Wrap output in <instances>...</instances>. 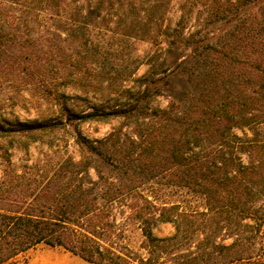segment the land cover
I'll return each instance as SVG.
<instances>
[{
	"label": "rangeland",
	"instance_id": "1",
	"mask_svg": "<svg viewBox=\"0 0 264 264\" xmlns=\"http://www.w3.org/2000/svg\"><path fill=\"white\" fill-rule=\"evenodd\" d=\"M97 2L75 0L83 14L88 13L86 24L81 26L86 34L83 46L59 23L51 27L60 39L67 36L64 41L57 40L69 45L68 51L77 49L82 55L76 63L61 60L54 64L50 89H0V118L54 124L33 138H5V151L12 162L9 173H51L55 160L69 155L74 161L85 162L91 179L83 181L82 186L94 191L99 187L92 183L97 173L117 175L122 159L135 164L152 159L155 154L165 157V144L147 132L156 121L152 111L169 107L181 111L190 103L195 89L212 84L207 78L227 73V69L217 65L219 58L209 52L211 46L232 40L239 30L246 41L253 30L264 31V0ZM239 57L255 54L247 52ZM234 84H225L224 89L240 88ZM213 89L223 88L218 84ZM135 103L140 107L137 115L113 114ZM102 111L109 113L98 116ZM91 112L94 117L83 118ZM233 133L241 137L251 135L247 127L234 128ZM190 139L194 141L196 137ZM92 147L108 149L112 158L102 157ZM198 149L193 146L192 154ZM240 155L245 162L246 155ZM217 156L216 161L224 164ZM3 163L0 156V179ZM187 183L178 176L169 179L168 175L159 174L136 190L155 206L154 215H194L190 216L192 225H186L179 243L156 250L160 259L167 264H264V223L259 215L264 210V197L251 201L255 215L243 217L235 213L237 208L233 212L225 206L218 214L205 218L200 212L212 201ZM132 199H118L109 205L117 223L124 221L127 203H132ZM170 205L174 209H166ZM120 227L122 242L147 257L148 253L140 247L143 236L137 221L126 219ZM174 230L172 221H156L152 233L165 237ZM2 264L92 263L61 246L38 243Z\"/></svg>",
	"mask_w": 264,
	"mask_h": 264
},
{
	"label": "trees",
	"instance_id": "2",
	"mask_svg": "<svg viewBox=\"0 0 264 264\" xmlns=\"http://www.w3.org/2000/svg\"><path fill=\"white\" fill-rule=\"evenodd\" d=\"M87 15L75 0H0V89H50L54 64L61 60L76 63L82 55L77 49L68 51L69 45L58 41L67 36L60 39L51 27L59 23L83 46L86 34L81 26L86 24ZM239 33L240 30L232 40L209 48L219 58L217 65L228 70L214 78L217 85L214 79L207 78L212 84H205L208 89L204 85L195 89L190 103L181 111L172 107L152 111L156 121L147 132L165 144V157L155 154L135 164L122 159L117 175L97 173L92 182L99 186L97 190L82 186L83 181L91 179L86 164L69 155L58 157L51 173H9L12 162L5 151V138H33L54 124L0 118V156L4 161L0 179V264L38 243L61 246L92 264H167L156 250L179 243L194 215H154L155 206L136 190L159 174L169 179L178 176L211 200L200 212L205 218L218 214L225 206L233 212L237 208L235 213L243 217L252 216L255 209L251 201L264 197V31L253 30L247 34L248 41ZM247 52L255 57H239ZM234 83L240 88L224 89L225 84ZM218 84L223 89H213ZM139 109L135 103L113 114L137 115ZM94 116L91 112L83 118ZM244 127L251 131L250 136L233 133L234 128ZM191 136L196 140L191 141ZM193 146L199 147L194 154ZM92 148L102 157L112 158L108 149ZM215 154L224 164L216 161ZM240 154L246 155L245 162ZM127 197L134 199L127 203L124 221H137L143 236L140 247L147 257L122 242L120 226L124 221L117 223L111 215L109 205ZM259 215L264 223V210ZM156 221H172L174 232L165 237L153 235Z\"/></svg>",
	"mask_w": 264,
	"mask_h": 264
}]
</instances>
